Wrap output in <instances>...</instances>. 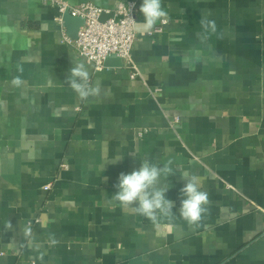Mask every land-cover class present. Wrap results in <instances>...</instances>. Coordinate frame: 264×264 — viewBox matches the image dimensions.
<instances>
[{
	"label": "crops",
	"instance_id": "0c3cea01",
	"mask_svg": "<svg viewBox=\"0 0 264 264\" xmlns=\"http://www.w3.org/2000/svg\"><path fill=\"white\" fill-rule=\"evenodd\" d=\"M129 1L147 32L142 0ZM162 3L167 22L136 39L130 80L121 61L94 72L64 41L77 19L61 26L42 0H0V264H264V0ZM74 61L100 86L87 102L66 83ZM17 64L23 88L10 84ZM143 159L176 166L163 182L171 221L113 199ZM184 172L208 193L200 227L179 216Z\"/></svg>",
	"mask_w": 264,
	"mask_h": 264
},
{
	"label": "clouds",
	"instance_id": "9594fccd",
	"mask_svg": "<svg viewBox=\"0 0 264 264\" xmlns=\"http://www.w3.org/2000/svg\"><path fill=\"white\" fill-rule=\"evenodd\" d=\"M140 13L143 15L142 28L149 31L155 27L158 21L166 23L168 12L163 7L162 0H142ZM202 29L207 31H216L214 20H209L207 16L199 21ZM16 75L10 81L12 87L23 88L26 81L22 78L24 67L22 64L16 65ZM66 83L84 102L90 97H95L100 92L99 84L90 83V73L85 62L74 61V67L70 70ZM48 87H52V80H48ZM120 160L114 159L113 162ZM173 160L168 159L164 163H154L148 159H143L139 169L132 172L119 175L118 184L115 186L117 191L113 199L118 201L124 209L132 208L135 213L144 216L154 224L160 218H166L171 221L176 215L173 212V202L166 198L168 186L164 185L176 169L173 167ZM186 181L185 186L180 190L186 198L181 200L179 216L187 222L190 227L202 226L204 217L208 214L207 205L210 203L208 193L201 190V180L198 175L184 172L181 175ZM11 227V225H8ZM27 235H31V228L23 229ZM51 244L57 243L56 239L50 237Z\"/></svg>",
	"mask_w": 264,
	"mask_h": 264
},
{
	"label": "built area",
	"instance_id": "2783aa9c",
	"mask_svg": "<svg viewBox=\"0 0 264 264\" xmlns=\"http://www.w3.org/2000/svg\"><path fill=\"white\" fill-rule=\"evenodd\" d=\"M42 1L56 7V21L61 26L65 14L82 19L76 36L69 38L64 34L63 39L92 66L94 72L102 71L106 58L114 55L120 59L128 79L135 80L140 77L139 69L132 59L134 43L138 36L161 32L162 24L147 32L138 31V8L134 1H117L111 10H103L90 2L71 5L65 0ZM47 188L48 186L45 187Z\"/></svg>",
	"mask_w": 264,
	"mask_h": 264
},
{
	"label": "water",
	"instance_id": "95a60500",
	"mask_svg": "<svg viewBox=\"0 0 264 264\" xmlns=\"http://www.w3.org/2000/svg\"><path fill=\"white\" fill-rule=\"evenodd\" d=\"M102 18H105L104 16ZM70 19H77L79 21V25L82 24V19L78 18V17H72L69 14H65L63 16V20H65L67 23L70 21ZM72 37L74 38L75 35H72ZM110 62L115 63V65H120V59L114 55L108 56L105 60V64H110Z\"/></svg>",
	"mask_w": 264,
	"mask_h": 264
}]
</instances>
